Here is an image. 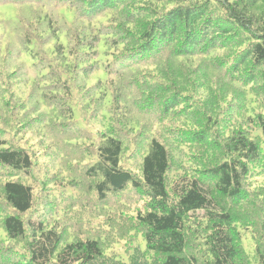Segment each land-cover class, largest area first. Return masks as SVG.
I'll return each instance as SVG.
<instances>
[{
    "label": "trees",
    "instance_id": "trees-1",
    "mask_svg": "<svg viewBox=\"0 0 264 264\" xmlns=\"http://www.w3.org/2000/svg\"><path fill=\"white\" fill-rule=\"evenodd\" d=\"M0 228V264H264V0H0Z\"/></svg>",
    "mask_w": 264,
    "mask_h": 264
},
{
    "label": "rangeland",
    "instance_id": "rangeland-1",
    "mask_svg": "<svg viewBox=\"0 0 264 264\" xmlns=\"http://www.w3.org/2000/svg\"><path fill=\"white\" fill-rule=\"evenodd\" d=\"M129 160L130 161H133V164H131L132 166H134V167L137 166L138 161L134 157L131 156L129 158ZM134 194L137 195L138 193L136 191H134ZM126 196H129V195L126 193V194L118 197V199H120L121 197H126ZM246 235L247 236H250V233H248ZM0 243L1 244L2 243H4V244H9L10 243L9 239L6 236V233L4 232V230L2 228H0ZM135 244L137 246H139L141 250H145L146 249L145 241L142 240V239H140L139 241L136 240V243ZM245 245H246V249L252 254L253 253V241H252V239L250 240V239H248V237L245 238ZM114 248H115V251L117 249L120 254L121 253H123V254L126 253V251H124L125 249H124V247L122 246L121 243L116 244ZM126 255H127V253H126Z\"/></svg>",
    "mask_w": 264,
    "mask_h": 264
}]
</instances>
